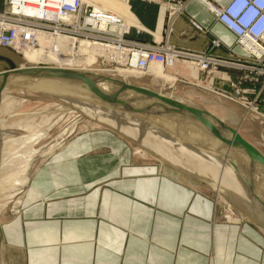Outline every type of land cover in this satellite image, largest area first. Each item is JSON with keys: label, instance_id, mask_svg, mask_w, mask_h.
<instances>
[{"label": "crops", "instance_id": "0c3cea01", "mask_svg": "<svg viewBox=\"0 0 264 264\" xmlns=\"http://www.w3.org/2000/svg\"><path fill=\"white\" fill-rule=\"evenodd\" d=\"M214 1L225 5L230 0ZM211 12L203 2L191 1L173 34H167L171 42L207 50L217 37L241 54L235 36ZM190 18L208 34L193 29ZM123 20L146 31L131 37L147 42L153 40L150 33L160 39L167 28L165 7L147 0H125ZM168 69L174 75L195 73L184 60ZM229 72L233 78L239 75ZM224 116L222 121L229 120V114ZM154 134L149 132V141L156 142ZM172 134L164 139L168 147L155 149L161 162L171 160L186 172L196 164L225 178V169L234 168L222 155L198 151L199 146ZM99 140L91 134L69 137L31 173L19 212L2 224L8 264H264V232L255 221L216 220L205 192L172 173L145 172ZM186 154L199 160L187 162Z\"/></svg>", "mask_w": 264, "mask_h": 264}, {"label": "rangeland", "instance_id": "374dc122", "mask_svg": "<svg viewBox=\"0 0 264 264\" xmlns=\"http://www.w3.org/2000/svg\"><path fill=\"white\" fill-rule=\"evenodd\" d=\"M147 1L159 4L156 0ZM167 30L166 28L164 35H161L162 37L167 34ZM207 32L204 35L208 34ZM132 33L141 35L144 32L136 33V31H133ZM216 38L217 37L211 38V42ZM37 49L38 51H44V43H40V48L38 47ZM238 49L241 51V54H235L232 47L222 42L218 48H214L211 45L209 49L203 51L217 59H222L229 63H233L236 59L247 61L246 53L240 48ZM0 54L10 56L12 52L6 49H0ZM184 61L188 62L187 60ZM191 66L195 67V73L191 74L188 71H180L179 74L174 75L172 69L164 70L163 73L175 77L171 83L166 81L168 83H166V85L164 82L158 81L157 83L152 77L153 74L150 73L122 79V77L117 74L116 69L114 71H94L104 76L117 78L123 82L128 79L130 82H134L137 85L156 91L157 93H166L167 95L177 98L179 102H186V104L189 103L196 108L208 111L221 121L223 117H225V113L229 114V120H223L224 123L264 153V90L261 95L262 100L260 99L255 103L257 109L253 111L246 109L244 103L240 100L241 98L235 96L234 87H232V84L239 86V89L242 91L241 94L244 97L242 99L250 101L255 97L256 92L260 90L258 82H250L247 80L248 76H250L248 71L236 69L231 66L226 68L219 67V72L215 74L212 80L209 79L205 73L200 72L194 64ZM83 70L86 71L85 69H82V71ZM149 70L151 71V68H149ZM230 70L237 71L239 75L235 78L231 77ZM12 83L13 82H9L0 87V141L18 139L29 133H37V135L33 137L34 139L32 142L29 143L37 152L33 154L31 158L28 177H30L39 163L46 158L47 154L51 152L49 148L52 149L55 146V149L60 148L69 137L91 134L99 137V142L107 144V149H111L113 153L119 156L123 155L127 157L132 165L140 167L145 172L161 173L165 171L167 173H172L180 180L188 182L197 187L200 191L205 192L212 200L214 218H216V220L224 223L227 222L226 215L229 213L227 203L230 201L232 204L231 210L233 217H238L240 220L250 219L251 221H255L259 229L264 232V208L258 202H254L255 199L246 201L230 190L226 192L223 191L222 188L217 190L210 184L211 182L205 180V178L189 174L184 170L173 167L169 163L161 162L160 158L155 155L154 152L140 145V139L134 140L121 133L119 127L122 124H119V121L123 120H118V126L111 127L107 123L101 122L96 116L94 117V115L80 108L77 99L74 97L43 92L31 86ZM207 84H210L211 87L208 88ZM222 91L227 92V94L223 95ZM86 102L91 103L89 101ZM94 104L101 105L99 103ZM101 106L106 107L104 105ZM111 109L115 110V108ZM135 110L136 109L122 110V112L125 111L135 118L140 117L142 121L144 120L139 123V125H141L140 138L145 136L151 137L147 135L148 131H151L150 133L156 132L158 138L169 140L170 133L168 132H170V130L172 132L175 130V133L179 136L174 133L175 136L173 134L172 136L177 137L181 142L185 140L191 145L195 144L194 146L207 143V140H205L203 136H200L197 130L194 129L195 132L193 128L187 129L183 123L180 124V122L169 120L154 114L153 111L150 110L140 108V111H143H137L139 113H136ZM119 111H121V109H119ZM129 120L131 121L130 118ZM27 123L30 128H25L24 125ZM132 124L135 125L133 122ZM151 127L157 128L153 130L154 128ZM104 136L106 138L102 139ZM57 143L58 145L60 143V145L58 146ZM169 145L171 146L169 147L173 149L177 147L175 144ZM176 149L178 150V148ZM0 151L2 153V145L0 146ZM19 154H16V156L20 157V159L26 157L23 155L22 157ZM185 157V160L192 164L199 160V157H194L190 154H186ZM255 175L257 176V174ZM260 178L263 177L260 175ZM236 181H242V179ZM262 181L263 180L260 179L259 181L257 180V185L260 192L264 195V182ZM26 185L23 187L9 185L7 192L4 193V199L1 200L0 203V225L3 238L4 231L2 224L19 212Z\"/></svg>", "mask_w": 264, "mask_h": 264}, {"label": "built area", "instance_id": "2783aa9c", "mask_svg": "<svg viewBox=\"0 0 264 264\" xmlns=\"http://www.w3.org/2000/svg\"><path fill=\"white\" fill-rule=\"evenodd\" d=\"M128 3L130 0H127ZM163 5L167 14V34L173 32L177 18L183 14L193 0H156ZM211 8L215 20L235 36V44L247 55V61L236 59L233 63L217 59L203 50L181 48L170 42L168 35L151 42L134 39L136 33L146 32L137 27H129L121 18L98 9L85 0H2L0 9V49L10 52L14 49L26 50L40 47L44 42L48 53L54 54V43L60 38L70 39L73 45L64 49L62 58L84 57L80 51L82 43L114 49L121 59L97 54L85 68L114 71L117 67L132 68L140 75L148 74L152 63H159L168 69L178 60L192 62L196 68L213 79L219 67H233L249 72L247 80L258 82L260 90L255 97L246 101L239 86L232 84L234 94L241 98L247 110H256L255 103L261 99L264 90V0H230L220 5L214 0H199ZM190 25L199 34L208 30L194 19ZM123 26L120 30L115 26ZM149 33V32H148ZM220 39L211 42L212 47L221 45ZM50 45V46H48ZM221 76V75H220ZM210 88L211 85L207 84ZM226 95L227 92L222 91ZM262 100V99H261Z\"/></svg>", "mask_w": 264, "mask_h": 264}, {"label": "water", "instance_id": "95a60500", "mask_svg": "<svg viewBox=\"0 0 264 264\" xmlns=\"http://www.w3.org/2000/svg\"><path fill=\"white\" fill-rule=\"evenodd\" d=\"M195 38L196 35L192 36V39ZM0 61H6L7 64L0 67V87L7 79H18L25 82L27 86L43 92L74 96V98L99 103L109 108L136 109V113L143 111H140L142 108L169 120L187 123L207 140L206 144H200L203 148L216 151L220 155L226 154L229 161L240 172L250 193L264 208V195L254 179V176L256 179H260L261 174L264 176V153L207 111L167 98L143 86L101 74L49 67L17 69L10 56L3 54H0ZM59 84H66L67 87L77 86V89L60 87ZM174 134L179 136L177 133ZM244 160L254 163V166H249ZM0 264H8L1 225Z\"/></svg>", "mask_w": 264, "mask_h": 264}, {"label": "bare ground", "instance_id": "6f19581e", "mask_svg": "<svg viewBox=\"0 0 264 264\" xmlns=\"http://www.w3.org/2000/svg\"><path fill=\"white\" fill-rule=\"evenodd\" d=\"M85 1L94 4L98 9L103 10V12H106L112 16H116V17L121 18V21L124 24L123 18L125 15V0H85ZM203 3L211 10L209 5H207L205 2H203ZM119 27L121 30L123 26L122 25L121 26L120 25L115 26V29H118ZM171 34H173V32H171ZM171 34H169V39H171V37H172ZM39 42L44 43L41 41H39ZM70 45L71 46L73 45V42L70 39L60 38L56 41V43H54V47H55V53L54 54L48 53L47 50H45V49H44V51H38L37 48H31V49H26V50L14 49L15 51H13V52L11 51L12 54L10 55V58L14 62L15 67L17 69L27 68V67H49V68L76 69V70H82V69L86 70L87 68H85L86 66H84V64L88 65V63H90L92 60H94V58L96 57L97 54L104 55L105 57H108V58H111L114 55H116L117 58L121 59V56L114 49L112 50V49H109L107 47L88 44V43H82L80 45V51H78V54L81 53L84 57H74L72 55V56H69V58H67V57L62 58L61 56H59L61 51H63L64 49L69 50ZM44 46H45V43H44ZM48 46H50V45H48ZM45 48H46V46H45ZM187 63L190 65H193V63L190 62V60ZM6 65H7L6 61H0V67L6 66ZM149 68H151L152 72L149 70ZM149 68H148L147 72L150 74H153L152 77L154 78V80L157 81V83H158V81L162 82V83L164 82L166 85L167 82H169V83L173 82V80L175 78L174 76L163 73V71L166 68H164L159 63H152V64H150ZM87 70H86L87 72L96 73V71H94V69H87ZM116 70H117V74L120 77H122V79L139 75V71H137L136 69H132V68L117 67ZM96 74H98V73H96ZM112 78H114V77H112ZM115 79H117V78H115ZM9 82H13L15 84L17 83V85L18 84L19 85H26L25 82H21L18 79H7L2 85H6ZM124 82L130 83V84H135L134 82H130V80H128V79L124 80ZM135 85H137V84H135ZM59 86L60 87L65 86V88H76L77 89V86L67 87L66 84H59ZM158 93L161 94L162 96H166L167 98H170V99L175 98V97H173L171 95H167L166 93H163V92H158ZM61 95L66 96V97L68 96V95H63V94H61ZM71 97H74V96H71ZM76 99H77V102H78V105L80 106V108L86 110L87 113L94 115V117L96 116L101 122L107 123L111 127L118 126V120H123V121H119V124H122L119 127V130L121 131V133L129 136L130 138H132L134 140L140 139L139 142L143 148L146 147V148L150 149L152 152H155L156 148L161 149L163 147L165 148V146L168 147V145L165 143V140L158 138V136L155 134L152 137L155 138L156 142L149 141V138H148L149 136H147V137L145 136V137L140 138V127H141V125H139V123L142 121V119L140 117L135 118L134 116L130 115V113H127L125 111L122 112V110L119 111V109L117 110L116 108L114 110V109H111L109 107L106 108V107H103L101 105L94 104L92 102L88 103V102H86V100H82V99H78V98H76ZM174 100H177V98H175ZM182 103L186 104V102H182ZM119 117H120V119H119ZM129 118L131 119V121L135 125L132 124V122L129 120ZM180 124H182V123H180ZM89 125H90V123H89ZM183 125L187 129H191V127H189V125L187 123H185ZM24 126H25V128H30L28 123L25 124ZM169 129H170V127H169ZM193 131H195V130L193 129ZM149 132H151V131H148L147 135H149ZM175 132H176L175 130L173 132L170 130V133H175ZM150 134L152 135V133H150ZM36 135H37V133H29L28 135L21 137V138H18V139H6V140L0 141V146L2 145V153L0 151V203H1V200L4 199V193L7 192L9 185L10 186L23 187L24 185H26L28 183V180H29L28 169L30 166V161H31L33 154H35L37 152L32 148L31 145H29V143L32 142V140L34 139L33 137ZM60 139H58V140H60ZM184 142H185V140H184ZM57 145H58V143H57ZM59 145H60V143H59ZM198 146H199V148L197 150L201 151L203 149V147L201 145H198ZM55 148H56V146L53 147L52 149L49 148L50 149L49 151L52 152ZM210 153H212V152H210ZM213 153L218 154V152H216V151H213ZM16 154H19L20 156L23 155L24 157L25 156L26 157L24 159H20V157L16 156ZM222 156L228 162H230V164L234 167V168H230L228 165L229 168L225 169L224 175L227 178H225L224 176L219 177V175L216 171H214L212 169L203 168V167L196 165V164H194V167L190 171H188L189 174L205 178V180L210 181L211 182L210 184H212L217 190H219L221 188L225 192L227 190H230L233 193L239 195L240 198H243L246 201L254 200L255 198L250 193V191L248 190L246 184L244 183V180L236 181V183L234 182L235 180L242 179L240 176V172L231 163V161H229V159L225 153H223ZM169 161H171V160L163 158V162H165V163H172V164L175 163V162H169ZM244 161L247 164H249V166H251V167L254 166L253 165L254 163H252L248 160H244ZM215 163L216 162L214 161V164ZM234 172H236V174H239V175L238 176L233 175ZM230 174H232V175L230 176ZM261 176L264 178L263 174H261ZM263 178H260V180H262ZM232 179L234 181H232ZM254 179L256 180V182H257V180L259 181V178L256 179V177H254ZM262 182H264V181H262ZM254 202L257 203V200L255 199ZM231 205L232 204L229 201L227 203L229 213L226 215V221L228 223H238L240 221V218L233 217Z\"/></svg>", "mask_w": 264, "mask_h": 264}]
</instances>
